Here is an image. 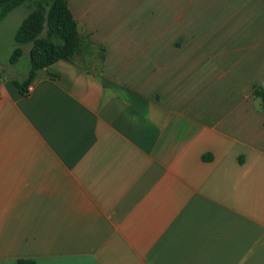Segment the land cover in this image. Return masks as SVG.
<instances>
[{"label":"crops","instance_id":"crops-1","mask_svg":"<svg viewBox=\"0 0 264 264\" xmlns=\"http://www.w3.org/2000/svg\"><path fill=\"white\" fill-rule=\"evenodd\" d=\"M190 1L68 0L102 56L0 81V264H264V0Z\"/></svg>","mask_w":264,"mask_h":264},{"label":"trees","instance_id":"trees-1","mask_svg":"<svg viewBox=\"0 0 264 264\" xmlns=\"http://www.w3.org/2000/svg\"><path fill=\"white\" fill-rule=\"evenodd\" d=\"M32 1L35 7L16 32V45L8 60L11 66H16L25 54L24 49L29 48L27 77L22 81L12 80L21 94L27 92L39 70L61 60L74 61L84 43L68 0H0V22ZM254 96L264 108V85L255 88ZM18 263L36 264L25 259Z\"/></svg>","mask_w":264,"mask_h":264},{"label":"rangeland","instance_id":"rangeland-1","mask_svg":"<svg viewBox=\"0 0 264 264\" xmlns=\"http://www.w3.org/2000/svg\"><path fill=\"white\" fill-rule=\"evenodd\" d=\"M138 4L141 5V10L145 12L146 10V3L144 4V0H139ZM230 2H234L233 0H216L214 2L213 0H206L202 2H196L195 0L190 1L188 3V15L192 16L194 19H196L200 26L202 28H209L211 27L214 20H218L219 22H224L228 19V16L234 13L235 10L231 8ZM35 2H29L28 4L21 6L20 8L16 9L12 13H10L7 18H5L2 22H0V81L2 80H18L22 81L23 77L26 76L28 73V60H29V48L26 47L24 49V56L20 60L19 64L16 66H11L9 64V56L12 53L16 42H15V36L16 32L18 31L22 21L26 18V16L34 9ZM243 14H241L238 18L242 21ZM187 22V19L185 18V21ZM219 40L225 39L228 36V31L226 28L221 29L219 31ZM84 39V43L82 46V49L80 50L77 59H80L81 57H89V58H100L102 56V51L96 50V45L94 42H91L90 36L87 35V33L83 30H81L80 33ZM153 35V31L150 27V25H143L142 28L138 31V33L135 36L140 37L143 40H146L149 36ZM228 43V41H220L215 44V47H217L219 44L223 45L225 43ZM229 44V43H228ZM159 44L157 43L156 50L158 48ZM205 50V49H204ZM203 50V51H204ZM202 51V52H203ZM160 53V51H157ZM179 56H186V54L179 53ZM203 54V53H202ZM176 57V56H175ZM175 61V58L172 60ZM199 63H194L192 66L194 69H197V67L200 66ZM186 66H180L178 69H186ZM190 69V68H189Z\"/></svg>","mask_w":264,"mask_h":264}]
</instances>
